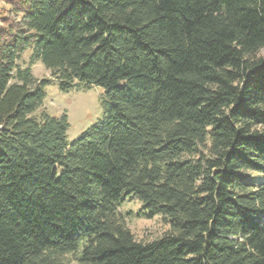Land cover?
Returning a JSON list of instances; mask_svg holds the SVG:
<instances>
[{"label":"trees","instance_id":"obj_1","mask_svg":"<svg viewBox=\"0 0 264 264\" xmlns=\"http://www.w3.org/2000/svg\"><path fill=\"white\" fill-rule=\"evenodd\" d=\"M51 83L104 90L72 143ZM0 264H264V0H0Z\"/></svg>","mask_w":264,"mask_h":264},{"label":"rangeland","instance_id":"obj_2","mask_svg":"<svg viewBox=\"0 0 264 264\" xmlns=\"http://www.w3.org/2000/svg\"><path fill=\"white\" fill-rule=\"evenodd\" d=\"M31 50L25 51L19 64L25 66L31 56ZM32 75L36 80L51 79L49 72L40 64L35 63L31 67ZM45 98L41 110L49 115L60 117L65 114L68 121L67 140L69 143L77 140L82 133L99 123L104 117L102 104L104 90L99 86L85 88H72L68 92H62L56 83L49 84L45 89ZM244 180L253 186H258L261 177L255 173H242ZM121 217L130 230L136 242L149 243L155 241L170 230L169 225L160 216L152 219L138 218L136 213L140 210V204L134 199H126L119 207Z\"/></svg>","mask_w":264,"mask_h":264}]
</instances>
